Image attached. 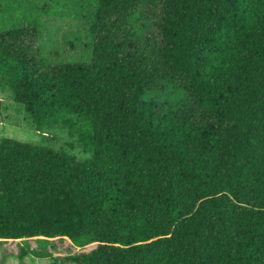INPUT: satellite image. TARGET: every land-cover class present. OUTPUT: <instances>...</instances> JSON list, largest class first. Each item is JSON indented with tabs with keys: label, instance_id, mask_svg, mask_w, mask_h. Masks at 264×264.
Masks as SVG:
<instances>
[{
	"label": "trees",
	"instance_id": "obj_1",
	"mask_svg": "<svg viewBox=\"0 0 264 264\" xmlns=\"http://www.w3.org/2000/svg\"><path fill=\"white\" fill-rule=\"evenodd\" d=\"M149 12L155 49L130 37ZM93 27L83 59L55 64L34 27L0 31L37 130L91 152L1 138L0 242L93 245L60 264H264V0H95Z\"/></svg>",
	"mask_w": 264,
	"mask_h": 264
},
{
	"label": "rangeland",
	"instance_id": "obj_2",
	"mask_svg": "<svg viewBox=\"0 0 264 264\" xmlns=\"http://www.w3.org/2000/svg\"><path fill=\"white\" fill-rule=\"evenodd\" d=\"M0 1V31L13 25L34 27L37 35L33 46L49 64L78 61L91 51L95 0ZM156 22V15L152 12L140 17L130 29L131 39L145 48L155 49L160 40ZM167 100L178 103L176 94L169 96ZM179 102L183 104L182 100ZM185 104L186 110L191 111L190 117L198 119L199 112L190 109L189 102ZM4 137L25 143H44L53 149H62L78 160L91 156V152L82 145L78 137L70 135L64 128L55 127L39 132L25 107L15 100L9 82L0 76V139ZM54 242L42 243L37 238L0 242V264H60L61 257L88 251L93 247H76L67 240L60 247L53 248ZM27 246L29 253L21 260V248ZM41 247H46L52 256H38L31 251L41 250Z\"/></svg>",
	"mask_w": 264,
	"mask_h": 264
}]
</instances>
